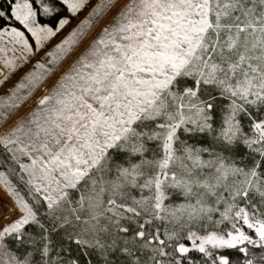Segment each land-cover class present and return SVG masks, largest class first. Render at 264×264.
I'll return each instance as SVG.
<instances>
[{"label":"snow or ice","instance_id":"1","mask_svg":"<svg viewBox=\"0 0 264 264\" xmlns=\"http://www.w3.org/2000/svg\"><path fill=\"white\" fill-rule=\"evenodd\" d=\"M0 264H264V0H0Z\"/></svg>","mask_w":264,"mask_h":264}]
</instances>
